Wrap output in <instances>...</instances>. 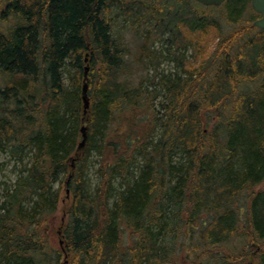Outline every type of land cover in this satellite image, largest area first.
<instances>
[{"label":"trees","instance_id":"16d2710c","mask_svg":"<svg viewBox=\"0 0 264 264\" xmlns=\"http://www.w3.org/2000/svg\"><path fill=\"white\" fill-rule=\"evenodd\" d=\"M251 7L0 0V151L24 165L0 206V264H264V29ZM217 8L229 33L206 12ZM121 15L148 35L169 32L172 45L184 36L198 53L176 59L185 77L161 76L153 91L121 80ZM63 185L72 200L61 208L64 248H54L45 225Z\"/></svg>","mask_w":264,"mask_h":264},{"label":"rangeland","instance_id":"374dc122","mask_svg":"<svg viewBox=\"0 0 264 264\" xmlns=\"http://www.w3.org/2000/svg\"><path fill=\"white\" fill-rule=\"evenodd\" d=\"M252 8V7H251ZM206 12L212 13L214 16L219 17L221 23L223 24V31L229 33L234 27V24H227L223 17V12L220 8L215 10L209 9ZM115 22V36L120 42V46L124 49V63L123 70L121 71V80L129 83L132 86H138L144 83L145 86L149 87L151 91L158 89L157 86L161 76H166L174 78L176 76H184L185 72L181 67V63L177 62L176 59L183 57V61L193 62L194 55L197 52L189 44L184 36L179 37V44L172 45L171 42L173 37L169 32L154 33L148 35V30L145 29L143 23H133V21H128L124 16H118L114 19ZM12 27V22L3 23L2 31H8ZM255 34V32H254ZM145 36H149L146 39ZM178 37V36H177ZM184 43L190 45L189 48H180L179 46ZM196 59V58H195ZM3 86V85H2ZM217 122L216 118L213 122L209 124L212 127ZM160 129L157 128L154 132L160 133ZM96 155L90 158V169L88 172V185L92 192L98 187L100 180L97 175V166L94 165L96 160ZM28 158L24 160L26 162ZM174 162L179 164L184 162L181 156H177ZM24 165L11 155L10 152L0 151V206L6 202L7 194L11 193L15 189V184L17 179L24 174ZM59 187L58 184L55 185V190ZM116 187L117 184H116ZM65 185L62 186L61 192L59 194V209L55 214L50 216L47 224L45 225V234L49 238L50 245L54 248H60V241L63 240L60 232V223L62 221L63 211L61 208L68 204L72 199L68 198L66 194ZM264 189V183L255 188V192ZM250 192H245L241 197V206L246 207L247 194ZM33 201H36L34 197ZM26 201L24 205L30 207L34 202ZM256 245H249L247 248V255L253 258L256 252ZM256 252V254H255Z\"/></svg>","mask_w":264,"mask_h":264},{"label":"water","instance_id":"95a60500","mask_svg":"<svg viewBox=\"0 0 264 264\" xmlns=\"http://www.w3.org/2000/svg\"><path fill=\"white\" fill-rule=\"evenodd\" d=\"M191 1H195L207 7H220L228 0H191ZM251 4H252L253 10L260 15V18L254 21V26L260 29H264V0H251ZM88 72H89V67H86V71L84 75V83L82 87V100H83L84 114H87L91 107V101H90L89 94H88V91H89ZM88 129L89 128L86 124H84L81 127L82 140L78 146L79 150L84 149L87 145L88 134H89ZM66 191H67V196L69 198L70 189H67ZM60 244H61V247L64 248V240H61Z\"/></svg>","mask_w":264,"mask_h":264}]
</instances>
